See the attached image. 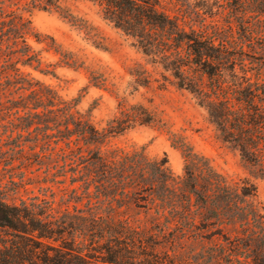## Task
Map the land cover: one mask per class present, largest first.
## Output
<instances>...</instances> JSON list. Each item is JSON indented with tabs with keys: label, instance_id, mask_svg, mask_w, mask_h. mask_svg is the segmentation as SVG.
I'll use <instances>...</instances> for the list:
<instances>
[{
	"label": "trees",
	"instance_id": "1",
	"mask_svg": "<svg viewBox=\"0 0 264 264\" xmlns=\"http://www.w3.org/2000/svg\"><path fill=\"white\" fill-rule=\"evenodd\" d=\"M89 1L154 64L170 72L174 85L197 98L221 139L264 180V80L245 64L243 47L228 46L231 35L222 40L217 29L208 32L204 19L198 27L197 21L190 24L183 6L180 13L162 0ZM25 10L55 12L77 24L63 0H0V86L7 90L2 93L5 101L0 97V114L13 118L10 138L15 134L10 151L0 148V164L12 170L20 160L18 167H27L28 148L37 162L48 159L57 168L62 165L60 177L66 179L70 172L76 203L87 201L82 208L75 206L74 214L67 207L57 217L61 211L55 213V193L52 201L28 204L20 199L16 204L17 197L3 195L5 184L0 181V264H175L159 261L156 250L141 248L137 253L136 246L203 239L206 231L220 234L229 244L223 254L231 264L234 259L264 264V214L252 201L256 187L231 185L183 137L171 139L184 158L180 179L166 155L150 159L143 148L105 151L109 135L135 126H160L162 119L124 99L101 131L88 115L75 110L79 99L64 101L25 73V68L53 73L44 69L40 54L28 43V36L40 40V35L24 17ZM251 34L264 36L260 30ZM131 75L134 91L152 82L145 71ZM18 177L10 176L14 196L26 186L22 176L15 181ZM132 204L152 215L143 229L130 220Z\"/></svg>",
	"mask_w": 264,
	"mask_h": 264
},
{
	"label": "rangeland",
	"instance_id": "2",
	"mask_svg": "<svg viewBox=\"0 0 264 264\" xmlns=\"http://www.w3.org/2000/svg\"><path fill=\"white\" fill-rule=\"evenodd\" d=\"M162 1L175 12L183 6L192 19L190 24L197 21L196 27L204 19L208 32L217 29L218 37L222 40L231 35L233 38L229 40L228 46H242L247 54L245 64L255 75H262L261 79L264 80V36L260 38L251 34L252 30H260L264 35V0ZM63 5L77 18V24L55 12L23 11L24 17L31 20L34 30L40 35V40L33 35L28 36V43L40 54L44 69L53 73L46 74L33 68H25L23 71L53 89L64 101L74 103L79 99L75 110L88 115L94 126L101 131L107 129L109 121L118 113L119 102L124 99L129 105H143L157 113L162 119L160 126H135L121 134H111L106 140L105 151L133 153L143 148L150 159H162L166 155L170 168L180 179L183 176L184 158L180 150L172 146L171 139L173 135L183 137L193 151L208 159L212 167L231 185H254L256 196L252 201L264 214V180L255 176L254 168L241 158L238 150L221 139L208 112L197 98L174 85L175 79L170 72L154 64L133 38L105 20L97 3L89 0H63ZM135 71H145L152 80L149 87H137V91H134L135 77L131 73ZM2 90L0 86V97L5 101L6 95L2 93L7 90ZM12 119L0 114V148L6 152L14 145L12 139L15 134L11 138L9 136ZM25 152L24 155L31 158V161L26 162L27 167H18L20 160L15 161L17 168L12 170V167L0 164V181L5 184L3 195L17 197L16 204H20V199L28 204H41L44 200L52 201V193H55L53 207L55 213L61 211L57 217L67 207L73 214L75 206L83 207L87 200L76 203L70 172L66 179L60 177L62 165L57 168L48 159L37 162V158L32 156L33 152L28 148ZM36 152H39V148ZM22 172L24 174L19 175ZM13 173L22 176L26 183L17 196H14L16 186L10 183ZM19 177L15 179L16 182ZM48 187H52L53 191L44 190ZM129 216L132 224L142 229L147 219L152 217L146 214L144 208L134 204L129 210ZM204 235L203 239L175 243L165 241L160 245L137 244L136 252L140 253L141 248L147 249V252L156 250L159 261L175 264H231L226 254H223L229 244L222 236H213L208 231ZM241 260L239 263L234 259L233 263L252 264L251 259L248 262Z\"/></svg>",
	"mask_w": 264,
	"mask_h": 264
}]
</instances>
